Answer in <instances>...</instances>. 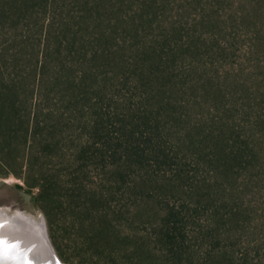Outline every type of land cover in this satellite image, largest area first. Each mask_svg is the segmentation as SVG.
<instances>
[{"label":"trees","instance_id":"obj_1","mask_svg":"<svg viewBox=\"0 0 264 264\" xmlns=\"http://www.w3.org/2000/svg\"><path fill=\"white\" fill-rule=\"evenodd\" d=\"M230 4L186 39L158 0H0V177L85 231L80 264L150 249L113 220L124 188L166 203L164 264H264V0Z\"/></svg>","mask_w":264,"mask_h":264},{"label":"rangeland","instance_id":"obj_2","mask_svg":"<svg viewBox=\"0 0 264 264\" xmlns=\"http://www.w3.org/2000/svg\"><path fill=\"white\" fill-rule=\"evenodd\" d=\"M230 1L232 4L235 2V0ZM230 1L203 0V3H201L200 0H158V10L156 12L158 17L156 15H150V18L154 19L156 23L159 21L163 22L167 19L169 21L175 20L182 23L185 28L183 35H185L186 39L192 33H196L199 36L202 35L203 37L214 36L217 32V28L209 22L206 24L201 23V19L203 17L204 20L210 19L211 21L214 18L218 19V17L225 15V11L228 7L229 9L231 7ZM138 5L139 3L137 2V5L130 6L134 7L133 11L132 9L128 10L127 8L130 14L129 16L136 15V13L137 15H140L141 12ZM138 19L139 17H137V22L140 21ZM187 23H190V25ZM151 33L152 31H150V34ZM17 43V41H12L10 42V45L15 47L18 46ZM19 49L20 48H18L17 51H19ZM35 53L36 52H32V54L23 55L27 56L25 64L36 62V56H33ZM184 54L186 56L184 55L181 62L185 63L187 68L198 60L196 56L197 53L194 55L193 51H185ZM188 91H190V89H188ZM18 184L24 185V182L21 178L15 175L0 177V207L7 209L8 212L23 210L37 218H41V216H43L49 239L57 255L59 256L60 249L66 254V258L68 259V263H65L59 256L61 261L64 264H80L82 259L75 252L76 244L74 243V239H83L86 234L85 231L80 226L74 227L70 224V220L73 219L70 218L71 216L61 215L58 218L49 219L45 212L41 208L37 207L33 202V196L37 193V191L35 190L34 192H29L25 189H19L17 187ZM149 193L150 192H146L143 194L139 192V190L128 191V188H124L121 193L119 192L121 201L115 202L113 205L117 206V208L116 213H113L112 217L114 222L117 223L122 230L126 231L127 234L132 235L135 240H141L143 242L150 240L152 242V247L150 246V249L145 246L146 254L141 256L140 261L142 262H139V264H164L163 260H166V257L163 256L164 254L160 248L155 247V243L153 242L156 240V232L158 231L157 226H159V223L162 221L163 207L166 203L162 202V205L158 206L157 203H155L156 199L148 196ZM166 193L169 196L166 197ZM163 195L165 197V202L173 199L176 201L185 199L183 194L178 195L172 194L171 192H164ZM69 231L71 232L73 241L68 239L67 235ZM191 238L192 253L194 254L195 252V257H198V251L201 246L195 233L193 234L192 232ZM130 241L131 244H129ZM130 241L127 242V247L130 249L129 253L133 252L134 260H139L138 258H135L136 254L133 249H131L133 240L131 239ZM147 244H149V241ZM130 261L131 259H125V263L127 264H129ZM133 262L134 261H132V264ZM136 263L138 262L136 261ZM195 264H197L196 259Z\"/></svg>","mask_w":264,"mask_h":264},{"label":"bare ground","instance_id":"obj_3","mask_svg":"<svg viewBox=\"0 0 264 264\" xmlns=\"http://www.w3.org/2000/svg\"><path fill=\"white\" fill-rule=\"evenodd\" d=\"M33 217L23 210L8 212L7 209L0 207V260L16 263L22 254H27L31 250L41 254L42 251L37 244V233L38 230L44 231V223L35 222Z\"/></svg>","mask_w":264,"mask_h":264},{"label":"water","instance_id":"obj_4","mask_svg":"<svg viewBox=\"0 0 264 264\" xmlns=\"http://www.w3.org/2000/svg\"><path fill=\"white\" fill-rule=\"evenodd\" d=\"M33 219L36 220L35 222L37 223L41 221L44 223V231L38 230L37 233V244L42 251L41 254H36L29 248L31 251L27 252L28 255L26 253L22 254L19 262L15 263L8 260H0V264H64L51 244L43 216H41V218L34 216Z\"/></svg>","mask_w":264,"mask_h":264}]
</instances>
